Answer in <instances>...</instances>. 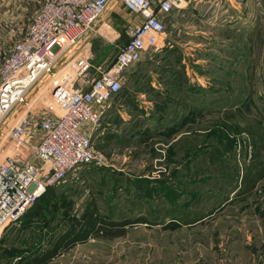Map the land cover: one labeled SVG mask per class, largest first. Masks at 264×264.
Segmentation results:
<instances>
[{
	"label": "rangeland",
	"instance_id": "374dc122",
	"mask_svg": "<svg viewBox=\"0 0 264 264\" xmlns=\"http://www.w3.org/2000/svg\"><path fill=\"white\" fill-rule=\"evenodd\" d=\"M39 2L0 0L7 53ZM131 19L120 0L109 5L80 45L95 67L112 65ZM164 38L146 66L124 72L93 133L107 167L71 171L7 227L0 264L30 260L14 257L33 245L23 224L50 226L35 235L52 249L89 205L100 228L122 235L90 234L44 264H264V0H203L168 24ZM39 82L9 118L30 105L59 115L48 80ZM152 83L161 90L152 92ZM110 120L127 138L114 132L101 144L97 135ZM41 138L37 126L27 131L29 148ZM0 146V160L21 147L1 137Z\"/></svg>",
	"mask_w": 264,
	"mask_h": 264
},
{
	"label": "built area",
	"instance_id": "2783aa9c",
	"mask_svg": "<svg viewBox=\"0 0 264 264\" xmlns=\"http://www.w3.org/2000/svg\"><path fill=\"white\" fill-rule=\"evenodd\" d=\"M113 1L117 0H40L25 32L0 64V137L2 144L21 145L0 160V239L71 171L107 167L92 136L107 103L122 89L123 73L151 59L164 42L167 25L203 0H120L132 15V25L112 65L103 71L80 45ZM42 79L49 82L59 115L30 105L19 118L10 119ZM35 126L42 138L29 148L27 131Z\"/></svg>",
	"mask_w": 264,
	"mask_h": 264
},
{
	"label": "trees",
	"instance_id": "16d2710c",
	"mask_svg": "<svg viewBox=\"0 0 264 264\" xmlns=\"http://www.w3.org/2000/svg\"><path fill=\"white\" fill-rule=\"evenodd\" d=\"M50 190H53V188L47 189L46 193ZM94 212H95V207L93 205H89L84 215L74 219L70 229H68V231L54 243L52 249H48V250L41 247L44 241L46 240L43 239L42 237L44 235H41L43 233H41L40 235H35L37 234L35 233L36 232L35 230L41 232L42 229L47 228L50 230L52 228L46 225V223L39 226L36 225L37 223H33V222L23 224L21 230L28 233V236L32 242L31 244L33 245L30 249H24V251L17 253L16 256L14 257H19L20 260L22 261L23 255H29L30 260L27 259L25 262L22 261V264H44L46 261L57 255L58 251L63 249L65 246L71 245L78 241H83L90 234L94 233L95 235H98V233H101L102 235L104 234L103 236L108 239L119 237L122 235L121 231H116L115 234L114 233L108 234L106 225H104L103 223L101 224V228H102L101 229L99 227L100 225H98L99 223L97 224L96 215L94 214ZM28 245H30V243Z\"/></svg>",
	"mask_w": 264,
	"mask_h": 264
},
{
	"label": "crops",
	"instance_id": "0c3cea01",
	"mask_svg": "<svg viewBox=\"0 0 264 264\" xmlns=\"http://www.w3.org/2000/svg\"><path fill=\"white\" fill-rule=\"evenodd\" d=\"M233 1H235V2H238V0H233ZM246 1H248V0H241V2H243V3H245ZM257 1V0H256ZM184 10H186V9H183L182 11H181V13H180V15H179V17H181L182 18V16H183V12H184ZM178 17V18H179ZM133 19V18H132ZM132 19H131V21H132ZM103 26H105V24H103L101 27H103ZM6 34H7V32L6 33H4V32H2V30H1V28H0V64H1V62L3 61V59L7 56V52H8V42H7V40H6ZM234 34H235V36H241V33H236V32H234ZM166 40H164V42H165ZM164 42L160 45V48L158 49V51L159 50H161V52L163 51V47H164ZM124 43V42H123ZM123 45V44H122ZM121 45V46H122ZM228 46H229V51H232V52H235L236 50H238V49H235L237 46H233L232 44H228ZM235 49V50H234ZM142 63V62H141ZM146 63H148V61H144V63L143 64H140V65H144V66H146L145 64ZM135 68H133L132 70H134ZM262 69H264V67H262ZM129 70H131V69H129ZM126 71H128V69L126 70ZM125 71V72H126ZM134 74V73H133ZM127 75L126 76V81H128V82H132L135 78V75ZM122 81L123 82H125V77H124V73H123V75H122ZM177 80V79H176ZM177 82H178V80H177ZM156 84V83H155ZM161 84H162V86H160V88H162L163 86H165V87H171L173 84H163L162 82H161ZM178 84V83H177ZM175 85V87L177 88L178 87V85ZM157 85V84H156ZM160 85V84H159ZM159 87H155V85H154V83H152V85H151V87L149 88L152 92H156V91H159V89H160ZM161 90V89H160ZM140 96H143L142 94H140ZM169 99V98H168ZM174 99V97H171L170 98V102H172V100ZM126 118L128 119V120H131V118H132V116H130V114L129 115H127L126 114ZM125 124V123H124ZM118 125V124H117ZM117 125H116V127H117ZM105 127V126H104ZM115 127V125H113V121L112 120H110V123L108 122L107 124H106V128H103L102 127V129H100V131H99V133H98V135H97V139L100 141V143L101 144H104V143H106L107 141H109L108 139H109V134L111 135V134H113L114 132L116 133L117 131H112V129H115L114 128ZM118 136H117V138L119 139V140H125L126 138H127V136L126 135H121V133L120 132H118V133H116ZM102 147H104V146H102ZM23 232H25V231H23V230H21L20 231V233H23ZM36 232H38V231H36ZM6 239V238H5ZM16 242V241H15ZM21 244V243H20ZM27 244H29L28 242H27ZM1 248H3V246L1 247L0 246V254H3V252H4V250H1Z\"/></svg>",
	"mask_w": 264,
	"mask_h": 264
}]
</instances>
